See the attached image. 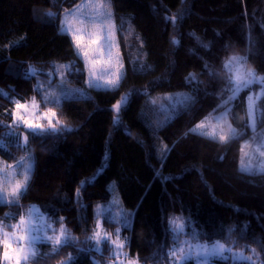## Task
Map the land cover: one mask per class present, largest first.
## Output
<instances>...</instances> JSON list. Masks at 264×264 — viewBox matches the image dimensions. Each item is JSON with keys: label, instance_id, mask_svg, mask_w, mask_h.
Returning <instances> with one entry per match:
<instances>
[{"label": "trees", "instance_id": "trees-1", "mask_svg": "<svg viewBox=\"0 0 264 264\" xmlns=\"http://www.w3.org/2000/svg\"><path fill=\"white\" fill-rule=\"evenodd\" d=\"M80 1L0 0V156L14 161L27 149L35 157L18 203L0 204V222L16 224L37 203L55 226L64 224L76 237L55 250L51 242H37V255L28 264H62L70 255L75 258L71 264L113 258L107 240L96 251L95 241L86 238L97 227V204L118 193L129 210L121 229L129 260L169 263L176 245L169 221L180 218L179 241L222 240L246 251L255 247L258 264H264V171L239 168L241 141L254 132L248 126L247 97L261 84L229 102L238 138L220 143L190 131L232 95L227 90L231 73L223 66L230 56H246L247 66L264 76V0H110L125 72L116 89L88 86L83 60L70 37L60 32L65 10ZM49 12L57 15L49 17ZM54 61L72 64L68 80L85 94L52 104L64 122L61 131L28 134V145L17 147L16 137L9 135L12 97L40 96L38 75L29 76L28 66L50 70ZM134 89L142 91L130 97L116 119L113 105ZM176 91L193 98L186 108L171 113L160 109V102L152 103ZM262 111L264 97L257 128L264 127ZM108 215H103L105 228ZM214 260L249 264L230 254ZM182 264L197 263L190 257Z\"/></svg>", "mask_w": 264, "mask_h": 264}, {"label": "snow or ice", "instance_id": "snow-or-ice-1", "mask_svg": "<svg viewBox=\"0 0 264 264\" xmlns=\"http://www.w3.org/2000/svg\"><path fill=\"white\" fill-rule=\"evenodd\" d=\"M109 8L110 0L108 5L103 3H85L83 5H78L73 10H65L64 18L61 21L60 32L70 37L76 55L83 60L88 74L87 83L89 86L116 89L119 87L120 81L124 78L125 72L119 52L113 51L114 48H118L117 41L114 39L115 26L111 23H105V18L111 16ZM84 9H88L89 11H84ZM185 14L186 13L182 12L181 17ZM47 15L49 17H55L57 14L49 12ZM175 19V17H166V20H172L173 23ZM173 42L179 43L175 40ZM204 47H208V45H204ZM246 62V56L238 55H232L228 60L224 61V68L231 73L227 90L230 91L232 95L228 96L222 105H218L217 109H213L212 113H209L208 116L191 128V132L216 140L220 143H227L230 139L238 138L240 133L229 122V115L231 113V107L228 106L229 102L235 100L241 91L248 89L252 84L259 83L262 86L261 92L247 97L249 112L248 126L253 130L255 129L256 104L261 97H264V76L258 75L254 69L246 68ZM205 67L207 68V65H205ZM58 68L70 70L72 64L59 65ZM37 71L38 70L34 67H30L28 75L34 76ZM209 74L213 76L218 75V73L211 70H209ZM189 79L194 80L195 76L190 74ZM62 83H64L63 80ZM79 91V89H68L65 87L62 90V96L67 99L71 97L73 93ZM140 91L142 90L134 89L133 92L123 96L120 101H117V103L113 105V110L119 113L122 106H127L130 97L134 93L138 94ZM52 96L53 98L51 100L47 95L43 98L46 103H56L59 105L61 97L55 96V94H52ZM165 99L170 101V105H160V108L162 110H167V108L170 107L175 113L178 108H186L189 101L193 98L187 94H179L175 100H173L171 95L166 96ZM152 103L155 104V100H153ZM38 107L35 98L32 99L31 103L14 101V108L11 110L13 124L16 127L23 126L27 130L26 134L23 136L25 145L28 142V134L34 137L43 136L45 134H55L61 131L60 125L64 123L57 117L56 111L52 108H47L37 115ZM220 108H223V111H221L219 115H216L215 113ZM261 114L264 115V111H262ZM45 120L46 123H43L42 121ZM117 123H119V120H117ZM9 135L16 137L17 147L22 146L19 142V134L10 131ZM253 142L256 143L255 137H253ZM0 146H4L3 139H0ZM250 147L251 145L248 142H245V144L241 146V171L251 172L252 170L251 160L253 153L249 151ZM262 149H264V135H261L254 149V153L264 158V150ZM245 157L249 158L247 163H245ZM34 165L35 157L30 154L21 157L20 160L16 162L15 166L7 165L6 162H0V174H2V179H0V204L8 202L5 193L12 197L11 202L18 203L19 196L23 195L27 189L31 172L34 170ZM16 168L23 169L22 173L19 174L22 178H15L18 175ZM259 169L264 171V162L259 165ZM84 183L86 184L87 181ZM62 219L63 218H61V220ZM169 225L170 230L176 234L174 236L176 247L169 253V255L174 258L175 264H182L183 260L193 255L202 257L203 264H207L209 258L215 256L223 257L225 252L232 254L237 259L246 260L249 264H255L251 256L246 257L243 252L233 253L231 248H226L225 245L219 241L213 242L212 245L200 243L193 244L191 241H184L181 243L178 239V235L183 232V221L180 218H175L169 221ZM9 227L12 229L11 232L8 231ZM49 228H51V222H46L43 216L40 217V223L37 225L36 221L32 218L31 210L27 218L25 216H20L16 224L4 225L0 222V245H2L3 248L2 253H0V261L6 262V264H21L23 260L24 264H28L29 259L37 255L36 243L38 241L44 240L46 242H51L55 250V246L60 245L61 242L70 244L76 240V237H73L63 224H61L59 234L49 236ZM117 232H119V230H117ZM229 233H231V230H229ZM193 238L196 239L195 234ZM228 239L231 240V235H229ZM106 240H110L111 244L118 250H122L125 244L123 240L119 239L118 235L115 240H111V234L107 232L102 234L99 230V225L97 229L94 230L93 235L86 238L88 242L96 241V244L93 245L96 251H101L99 244ZM233 243H235V241H233ZM250 251L258 256L255 249H250ZM116 255L117 259H119L120 255L126 258L124 261H121V264H139L138 260L127 259V253L122 251H118ZM74 259L75 258L70 255L68 260L63 261L62 264H71V261Z\"/></svg>", "mask_w": 264, "mask_h": 264}, {"label": "rangeland", "instance_id": "rangeland-1", "mask_svg": "<svg viewBox=\"0 0 264 264\" xmlns=\"http://www.w3.org/2000/svg\"><path fill=\"white\" fill-rule=\"evenodd\" d=\"M85 3H93V4L103 3L105 5H108L109 4V0H81L75 7H73L70 10H73L78 5H83ZM109 10L111 12V16L105 18V23H111V24H113L115 26L114 39L117 41L118 48H114L113 51L114 52L118 51L119 54H120V56H121V58H122V53L120 51L118 37H117V28H116V24L114 22L111 4H110ZM84 11H89V10L88 9H84ZM64 14H63L62 20L64 18ZM35 15L37 17H40L41 16V13L38 12V11H36L35 12ZM238 56H241V55H238ZM122 62H123V59H122ZM67 64H69V62L54 61L53 62V66H52V68L50 70H48L46 68H43L41 66L35 65V64H30L28 66V70L30 69V67H34L35 69L38 70L36 72V74L38 75V79H37L36 86H37V88L39 90L40 96L34 95L30 99H21V98H18L16 95H13V97H12V100H13V108H14V101H20L21 103H26V102L27 103H31L32 99L35 98V101H36V103L39 106L38 109H37V115H39L40 112L45 111L47 108H52V109L56 110L54 108V105H52L53 103H46L45 102V100H44L43 97L46 96V95L49 96V99L51 100L53 98L52 94H55V96H60L61 97V100H62V98H63V96H62V90L65 87H67L68 89H79L80 90L77 93H73L72 96L85 94L84 88H82L80 86H77V85H74V84H72V83L69 82L67 70H65L64 68H58L59 65H67ZM123 64H124V62H123ZM245 67L248 68V69H253V68L248 67L247 64L245 65ZM28 70H27V72H28ZM62 80L64 81V83H62ZM87 81H88V74H87V71H86V82ZM88 86H89V84H88ZM261 88H262V86L259 85V88L258 89H254V91L252 90L249 95H256V94L260 93L261 92ZM183 92L184 91H176V92L162 93V94H160V97L159 98H154V100H155V102H160V105L169 106L170 105V101L167 100V99H165V97L168 96V95H171L173 97V100H175L179 96V94H182ZM120 100H118V101H120ZM259 100L257 101V104H256L255 129H254V132L251 134L250 137H246V138H244L241 141V146L244 145L245 142H248L251 145V147L249 148V151L253 153L252 160H251V162H252V170H251V172H263V171H261L259 169V165L262 162H264V158L260 157L256 153H254V149L256 147V143L259 142L261 135H264V127L263 128H257L256 127V123H257V110H258ZM54 104H56V103H54ZM160 105H159V107H160ZM247 106H248V104H247ZM166 111H171V113H172V109L170 107H168L167 110H165V112ZM221 111H223V108L220 109V110H218L215 114L216 115H219ZM248 114H249V112H248ZM208 115H206V116H208ZM206 116H204L202 119H204ZM118 117H119V113H117L115 111V118L118 119ZM11 122L13 124V119H12ZM42 122L43 123H46V120L45 121H42ZM229 122L232 124V122L230 120V117H229ZM54 123H55V121H54ZM233 127L236 128L234 125H233ZM10 131L19 134V142H20L21 145H23V147H26L28 145V142L25 145L24 144V141H23V136L26 134V131H27L23 126L16 127L13 124V125L10 126ZM253 137L256 138V143L253 142ZM262 150H264V149H262ZM29 154L33 156L32 151L26 149V151H24V153L21 156H19L14 161L6 160V159H4V158H2L0 156V162H6L7 165H13V166H15L16 165V162L19 161L21 157L28 156ZM240 158H241V149H240V156H239V168L241 169V166H240ZM248 159H249L248 157H245V163L248 162ZM22 171H23L22 168H16V172H17L18 175L15 178H17V179L22 178L19 175L20 173H22ZM31 174H32V172H31ZM0 179H2V174H0ZM5 195H6V198H7L8 202H11L12 201V197L10 195H7V193H5ZM118 195H119V197L116 196V195H114L107 202H105V203H102L101 202V203H98L97 204L96 210H95L96 216L98 218L97 226L99 225V230L101 231L102 234L105 233V232L111 234V240H115L117 238V235H118L119 236V239L120 240H123L125 242L124 237H123V235L121 233V229L123 228L124 225H126L128 223V220H129V217H128L129 216V212L128 211L129 210L123 205V202H122V200L120 198V194L119 193H118ZM26 210H28V211L27 212L25 211V213L23 214V216H25L27 218L28 215H29V211L31 210V212H32V218L36 221L37 225H39V223H40V217L41 216L44 217V219H45L46 222L50 221L49 218H48V216L46 215V213L44 211H42V209L40 208V206L37 203L32 204ZM107 214H109L107 217L110 219V221H108V224L106 223L107 226L105 228L103 226V224H102L103 223V218L105 217L103 215H107ZM114 221H116L117 225H116V223ZM63 226L66 228V226L64 224H63ZM60 227H61V225L60 226H55L51 222V228L48 229V235L49 236H52V235H55V234H59ZM96 229H97V227H96ZM53 230H55V231H53ZM117 230H119V232H117ZM40 241H44V240H40ZM107 241L110 243L112 252H114V257L113 258L106 259V261L103 262V263H101V264H121V261H124L126 258L123 255H120L119 256V259H117L116 253L118 251H122L124 253H127V252L124 251V248L122 250L116 249V247L111 244V241L110 240H107ZM184 241H191L193 244H195V243L207 244V245H212L213 244V242H207V241H192V240H189L187 237H184V238H182L180 240L181 243L184 242ZM216 241H219L220 243L224 244L226 248H231L232 251H233V253L243 252L244 256H246V257L247 256H251L253 258V261H255L257 264L259 263L257 261L258 260V256L257 255H254L251 251H246V250H243V249H240V248H234L233 246H231L230 244H228V243H226L225 241H222V240H216ZM101 243L99 244V247L101 246ZM95 244H96V241H95ZM175 247H176V245H175ZM175 247H173V249ZM185 248L187 249V246L186 245H185ZM252 249H255L256 250L255 247H252ZM256 253L258 254L257 250H256ZM227 254H230V253L225 252L223 254V256H226ZM230 255H232V254H230ZM191 257H193L196 260V263L197 264H203V258L202 257H197L195 255H193ZM217 257H219V256H215V257L209 258L208 261H207V264H212V263L216 262L214 259L217 258ZM130 260H138V259L132 258ZM139 264H141V263L139 262ZM163 264H175L174 258H172L169 263L166 262V263H163Z\"/></svg>", "mask_w": 264, "mask_h": 264}]
</instances>
